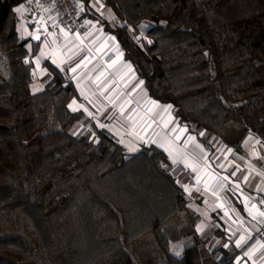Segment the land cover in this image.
<instances>
[{
	"label": "trees",
	"instance_id": "16d2710c",
	"mask_svg": "<svg viewBox=\"0 0 264 264\" xmlns=\"http://www.w3.org/2000/svg\"><path fill=\"white\" fill-rule=\"evenodd\" d=\"M0 0V264H134L127 248L146 235L162 264H234L196 239L176 256L164 232L180 213L194 233L184 190L153 146L129 153L68 104L77 89L49 62L33 90V66L16 8ZM104 22L151 99L181 123L215 137L264 142V0H105ZM150 27L135 40L143 22Z\"/></svg>",
	"mask_w": 264,
	"mask_h": 264
},
{
	"label": "crops",
	"instance_id": "0c3cea01",
	"mask_svg": "<svg viewBox=\"0 0 264 264\" xmlns=\"http://www.w3.org/2000/svg\"><path fill=\"white\" fill-rule=\"evenodd\" d=\"M77 4L86 26L83 38L68 31L50 32L41 18L32 17L22 6L16 8L17 31L19 25L29 29L18 35L34 52L30 61L36 90L49 77L44 67L49 62L77 89L68 109L81 112L85 121L74 131L106 130L127 152L153 146L166 154L170 164L180 161L196 172L199 196L191 198V192L184 190L188 213L196 217L194 233L186 213L178 214L164 228L174 255L171 229L179 245L190 246L198 239L215 251L216 258L225 257L234 264H264V227L253 202L256 196L264 200V142L255 134L242 140L232 133L215 137L181 124L172 106L150 98L116 38L105 31L104 22L114 25L117 21L106 1L77 0Z\"/></svg>",
	"mask_w": 264,
	"mask_h": 264
},
{
	"label": "built area",
	"instance_id": "2783aa9c",
	"mask_svg": "<svg viewBox=\"0 0 264 264\" xmlns=\"http://www.w3.org/2000/svg\"><path fill=\"white\" fill-rule=\"evenodd\" d=\"M21 6L32 17L41 18L48 25L50 32L68 31L81 38L86 32V26L80 20L77 0H25ZM48 15L52 16V20ZM112 57L113 55H110L107 59ZM167 174L179 188L189 190L191 198L199 196L201 189L196 172L176 161L168 166ZM253 202L257 207L258 222L264 227V200L256 196Z\"/></svg>",
	"mask_w": 264,
	"mask_h": 264
},
{
	"label": "rangeland",
	"instance_id": "374dc122",
	"mask_svg": "<svg viewBox=\"0 0 264 264\" xmlns=\"http://www.w3.org/2000/svg\"><path fill=\"white\" fill-rule=\"evenodd\" d=\"M150 26L151 25L149 22L147 21L143 22L138 28V33L135 36V40L141 39ZM26 31H29V29H27L26 27L24 28L22 25H19V30H18L19 35H23ZM7 77H8V71L5 62V57L2 55L0 51V80H5ZM33 90L38 91L36 90L35 86H33ZM122 144L124 145L123 142ZM137 151L138 150H134V147L132 148V150H128L129 153H135ZM173 232H175V229H171L168 234L170 236L171 241L174 243L173 252L176 255H178L181 252V249H183L182 247L186 248L188 244L179 245L178 243H176L175 233L172 234ZM126 250L128 254L131 256L134 264H162V262L164 261L163 254L152 235L144 236L140 240L134 242Z\"/></svg>",
	"mask_w": 264,
	"mask_h": 264
}]
</instances>
